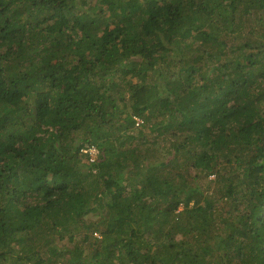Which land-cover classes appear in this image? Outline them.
I'll return each instance as SVG.
<instances>
[{"label":"trees","instance_id":"trees-1","mask_svg":"<svg viewBox=\"0 0 264 264\" xmlns=\"http://www.w3.org/2000/svg\"><path fill=\"white\" fill-rule=\"evenodd\" d=\"M0 264H264V0H0Z\"/></svg>","mask_w":264,"mask_h":264},{"label":"rangeland","instance_id":"rangeland-1","mask_svg":"<svg viewBox=\"0 0 264 264\" xmlns=\"http://www.w3.org/2000/svg\"><path fill=\"white\" fill-rule=\"evenodd\" d=\"M93 152L95 153V151H93ZM94 153H93V157L96 158V156H95L96 153H95V154H94ZM212 177H213V176H211L210 178H212ZM210 178H209V179H210ZM200 183H201L202 185H204V186H203V189H204L205 191H207V192L212 191V190L214 189V185H212L210 188H208L207 185H206V183H205L203 180H201ZM62 241H63L62 243H65L66 245H69V246L71 245L70 243L68 244L67 241L64 240V239H62Z\"/></svg>","mask_w":264,"mask_h":264},{"label":"built area","instance_id":"built-area-1","mask_svg":"<svg viewBox=\"0 0 264 264\" xmlns=\"http://www.w3.org/2000/svg\"><path fill=\"white\" fill-rule=\"evenodd\" d=\"M93 151H95V153H96L95 148H94V147H90V149H89V152H90V153H89V154L91 155V160L94 159V157H93V153H94V152H93ZM95 153H94V154H95ZM95 155H96V154H95Z\"/></svg>","mask_w":264,"mask_h":264}]
</instances>
